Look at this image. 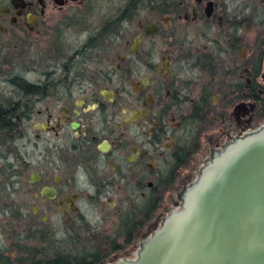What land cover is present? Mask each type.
I'll return each mask as SVG.
<instances>
[{
	"label": "flooded vegetation",
	"instance_id": "flooded-vegetation-1",
	"mask_svg": "<svg viewBox=\"0 0 264 264\" xmlns=\"http://www.w3.org/2000/svg\"><path fill=\"white\" fill-rule=\"evenodd\" d=\"M14 50L39 74L8 103L24 109L33 214L84 219L104 264L136 255L205 133L264 124V0H0V63ZM82 200L117 220L91 224Z\"/></svg>",
	"mask_w": 264,
	"mask_h": 264
},
{
	"label": "water",
	"instance_id": "water-1",
	"mask_svg": "<svg viewBox=\"0 0 264 264\" xmlns=\"http://www.w3.org/2000/svg\"><path fill=\"white\" fill-rule=\"evenodd\" d=\"M183 194L134 257L106 264H264V124L207 159Z\"/></svg>",
	"mask_w": 264,
	"mask_h": 264
},
{
	"label": "trees",
	"instance_id": "trees-1",
	"mask_svg": "<svg viewBox=\"0 0 264 264\" xmlns=\"http://www.w3.org/2000/svg\"><path fill=\"white\" fill-rule=\"evenodd\" d=\"M15 66H12V68L15 69ZM20 76V74H16L10 79L12 86L15 88L26 84ZM17 90L19 100H21V90L19 88ZM12 100L11 97L4 100L0 97V150L2 152L3 150L6 151V153L0 154V158L4 160V168L14 173L12 175L17 179V182H20L24 180L25 175L29 174L30 168H28V163H22L17 168L16 164L11 162V159L14 154L17 156L15 143L18 139L25 138L23 132L19 130L25 116L22 104L14 109L9 107L8 103ZM259 114V118H264V102ZM15 183L13 181L10 185L14 187ZM0 184L5 190L9 188V184L5 182ZM6 202L9 203L10 201ZM2 213L4 215L9 214L11 219L9 223L12 225H14V222H22L25 218L31 221L32 224L26 230L18 233L11 244L12 247L0 249V264L105 263L108 252L102 251V249L106 246L105 240L107 238L89 229L90 225H86L85 220L82 218H76L68 226L63 224L58 226L52 220L42 222L41 218L34 215L33 211L29 210L28 206L24 204L4 206ZM56 230L58 232H55Z\"/></svg>",
	"mask_w": 264,
	"mask_h": 264
},
{
	"label": "rangeland",
	"instance_id": "rangeland-1",
	"mask_svg": "<svg viewBox=\"0 0 264 264\" xmlns=\"http://www.w3.org/2000/svg\"><path fill=\"white\" fill-rule=\"evenodd\" d=\"M95 26L100 25L98 21H94ZM32 51L31 54L33 58H35V52L36 50L40 48H30ZM162 51V46L160 43H158L156 47L155 54L157 56L160 55V52ZM15 52V53H14ZM17 51H13V56H9L7 58V62L3 64L0 63V97L4 100L7 97H15L16 98V92L11 84L9 82V78L11 79L15 74H22L27 77L30 81H35L37 78H39V74L37 72H28L26 73L24 71L23 66L20 64L19 60L17 59L18 56L16 53ZM50 52L54 53L55 48H48V54ZM13 57V58H12ZM13 60V64L16 65L15 69L12 68L11 60ZM29 65L33 64V68H38L37 62H29ZM45 63V62H44ZM13 69V70H12ZM42 69V68H41ZM38 68V70H41ZM248 118V117H246ZM233 130L231 131V135H235L240 131L239 126H237L234 122L232 125ZM227 128V127H226ZM228 129V128H227ZM250 127H246V131H252ZM240 136V135H239ZM237 137V136H235ZM203 147L201 154L197 158V163L192 162L190 164L189 169L182 171L180 175H178L176 179V183L170 191L166 193L165 199L161 203V208L156 212V214L153 216L154 219L151 222V225L146 227L145 233L142 234V236L139 238L141 242L138 244H142L147 238H149L152 233L159 229L163 220L169 215V213L176 209L179 204L182 202L183 198V192L184 190L189 187L191 184H193V181L197 179V177L200 174V169L203 167L207 159H212L215 153H218L219 150L228 142V138L224 136H220L218 132H207L203 136ZM235 139V138H234ZM233 140V139H232ZM231 141V140H229ZM15 151L17 153V156L14 154L12 156L11 162L13 164H16L17 168L21 166L22 163H28L29 157H28V147L26 146V138L18 139V141L14 145ZM214 147V148H213ZM212 148L214 150H212ZM18 151V152H17ZM1 153H6L5 150L3 152L0 150ZM16 156V157H15ZM18 158V159H17ZM202 161V162H201ZM14 173H11L10 170H6L4 168V160L0 158V183L5 182L9 184V188L7 190L2 188V185L0 184V249H6L12 247V242L18 235V233H21L22 230H26L27 227L32 224L31 221L25 218L22 222H14V225L10 224V216L9 214L4 215L2 213V209L4 206H10L13 204L17 205H27L28 209L32 211V195L30 190V182L26 179L23 181L17 182V179L13 176ZM16 182L14 184V187L10 185L11 182ZM6 201H10L7 203ZM176 202H179L178 206L175 205ZM80 204V208L82 209V213H85V217H87V220L90 221L91 224H96L97 222H101L102 226L108 228L111 221L117 220L114 216V209L113 211H110L108 213H105L103 209L98 208L93 209L88 203L87 200L78 201ZM111 203L113 201L107 202L105 205L106 209H110ZM107 219V220H105ZM104 221H107L106 223H103ZM118 259H114L113 261H116Z\"/></svg>",
	"mask_w": 264,
	"mask_h": 264
}]
</instances>
